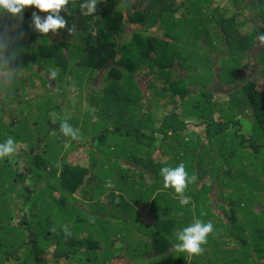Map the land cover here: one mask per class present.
<instances>
[{"label":"trees","instance_id":"1","mask_svg":"<svg viewBox=\"0 0 264 264\" xmlns=\"http://www.w3.org/2000/svg\"><path fill=\"white\" fill-rule=\"evenodd\" d=\"M176 1L69 8L75 35L0 17L24 67L0 96V143L21 146L0 161V264H264V0ZM180 163L186 205L159 175ZM196 218L214 232L187 260L174 233Z\"/></svg>","mask_w":264,"mask_h":264},{"label":"clouds","instance_id":"2","mask_svg":"<svg viewBox=\"0 0 264 264\" xmlns=\"http://www.w3.org/2000/svg\"><path fill=\"white\" fill-rule=\"evenodd\" d=\"M101 0H0V17H8L10 19H23L24 12L32 7L29 28L41 36H47L51 33L53 36L59 33V30L67 28L69 35H75L77 29L75 24L68 27V21L65 15H72L71 9H79L81 15L85 17H95L97 5ZM130 0H121L122 7H128ZM61 12L65 15H61ZM40 13H46L41 15ZM23 33L14 35L12 28L6 24H0V96H6L11 93L15 83L22 78L24 67H13V64L20 56L21 49L17 47V40L22 38ZM258 46L264 47V34L258 36ZM59 70L56 68H48L46 70V78L53 82L57 79ZM69 92L72 94V103L76 102L77 94L76 86L73 85ZM53 122L58 119L55 113L51 114ZM70 117L62 119L59 125L60 135L65 139L64 147L67 149L72 141H81L83 136L79 128L73 127L68 121ZM55 136L56 132L53 131ZM20 147L11 136L7 140L0 143V161L6 158L11 159L20 151ZM159 175L163 179V188L172 189L179 199L181 205L189 202V197L185 195L186 189L190 183H195L197 177L192 175L189 177L185 165L180 163L176 167H162ZM114 187L111 180L105 183L106 189ZM53 232L56 231L54 227ZM65 235H70L67 225L63 226ZM214 232L212 222H204L201 219H193V221L174 233L176 243L174 250L178 253L185 254V259L191 260L194 255H202L205 251L203 245L207 244L208 237Z\"/></svg>","mask_w":264,"mask_h":264},{"label":"rangeland","instance_id":"3","mask_svg":"<svg viewBox=\"0 0 264 264\" xmlns=\"http://www.w3.org/2000/svg\"><path fill=\"white\" fill-rule=\"evenodd\" d=\"M178 2V0L176 1V3ZM151 6L153 5V4H150ZM150 9H152V8H150ZM153 10H154V7H153ZM95 75H97V77H100V74H95ZM103 75H104V73H103ZM150 82H151V86H150V88H149V92L151 91V87L152 86H155L156 85V82H153L152 80H150ZM239 84H241V82L239 83ZM161 86V85H160ZM218 89V88H217ZM84 94H86V93H84ZM61 119V118H60ZM38 132V131H37ZM48 135L50 136V138L52 137V132L50 131V132H48ZM75 158L76 157H74V160H75ZM67 160H69V161H71L72 159L71 158H65L63 161H58L57 162V168H56V171H58V172H60V170H61V167H62V165L64 164L63 162H67ZM37 167H39V165H35V168H37ZM18 216H19V213L17 214Z\"/></svg>","mask_w":264,"mask_h":264}]
</instances>
